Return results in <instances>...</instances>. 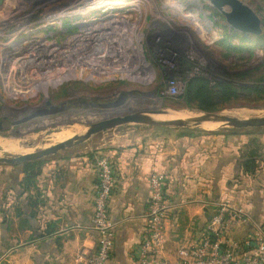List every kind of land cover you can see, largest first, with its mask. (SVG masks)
I'll list each match as a JSON object with an SVG mask.
<instances>
[{"label": "crops", "instance_id": "obj_1", "mask_svg": "<svg viewBox=\"0 0 264 264\" xmlns=\"http://www.w3.org/2000/svg\"><path fill=\"white\" fill-rule=\"evenodd\" d=\"M102 156L110 159L116 181L107 264H137L134 250L148 224L149 180L156 172L169 179L164 258L170 264L183 244L200 236L218 203L242 209L264 227V129L117 130L110 142H88L42 160L29 184L22 165H0V264H84L81 254L96 253L92 219ZM251 232L245 224L231 238L240 243Z\"/></svg>", "mask_w": 264, "mask_h": 264}, {"label": "rangeland", "instance_id": "obj_2", "mask_svg": "<svg viewBox=\"0 0 264 264\" xmlns=\"http://www.w3.org/2000/svg\"><path fill=\"white\" fill-rule=\"evenodd\" d=\"M242 1L260 16L264 32V0ZM111 10L96 19L100 22L97 43H84V47L88 43L85 48L88 50L82 56V63L73 67L57 85H48L43 91L23 89L17 93L9 80L0 79L1 139L17 137L22 148L34 153L60 143L53 136L66 127L71 128L67 125L71 120L82 119L76 114L94 123L113 112L122 113L125 107L131 110L164 108L168 114L201 113L188 108L185 99L186 84L196 76L211 82L220 79L234 82L236 88L264 84V35L254 38L235 32L207 2L113 0ZM183 67L190 68L184 71ZM47 102L56 107L63 105L67 110L16 125L37 111L49 109ZM238 112L264 116V99L242 92L237 100L230 102V107L219 113ZM75 125L85 129L78 135L87 131L84 124ZM202 127L193 126L188 130L228 131ZM140 129L146 128L130 126L110 130L89 142L100 145L110 142L117 130L129 133ZM14 156L17 155L8 154L0 147V157Z\"/></svg>", "mask_w": 264, "mask_h": 264}, {"label": "built area", "instance_id": "obj_3", "mask_svg": "<svg viewBox=\"0 0 264 264\" xmlns=\"http://www.w3.org/2000/svg\"><path fill=\"white\" fill-rule=\"evenodd\" d=\"M109 3L110 0H2L1 81L9 80L17 93L23 89L43 91L48 85L60 83L73 67L82 63L88 50V43L85 47L84 43H97L100 22L96 19L112 11L113 4ZM97 165L99 191L92 229L99 242L92 257L79 256L84 264H107L114 247L115 224L110 218V203L116 181L107 156L100 157ZM168 180L164 173L156 172L150 177L148 224L134 250L137 264H170L164 258ZM245 224L252 227L251 234L240 243L234 242L231 234ZM174 264H264V227L242 209L218 203L200 236L180 247Z\"/></svg>", "mask_w": 264, "mask_h": 264}, {"label": "water", "instance_id": "obj_4", "mask_svg": "<svg viewBox=\"0 0 264 264\" xmlns=\"http://www.w3.org/2000/svg\"><path fill=\"white\" fill-rule=\"evenodd\" d=\"M207 2L208 5L222 15L226 25L235 32L247 35L260 36L262 34V20L260 16L242 0H199ZM2 2V0H0ZM49 109L35 112L33 115L19 121L16 125L31 122L44 116H50L57 113L65 112L67 107L53 106L47 102ZM103 112V110H98ZM122 113L113 112L105 115L103 119L94 123H86L84 126L87 131L82 135H76L63 142L57 143L51 147L39 150L34 153L17 155L14 157H0V165L17 167L25 163L42 161L62 152L74 149L78 146L88 143L93 137L110 130L119 129L130 126H143L146 129H190L191 127H199L196 124H222L218 129L228 130L232 134L242 133V131H256L264 129V117H253L246 120H236L227 118L224 113H195L190 117L164 121L155 119L168 115V111L164 108L148 107L140 110H131L129 107L122 109ZM181 111H178L180 113ZM104 113V112H103ZM80 124L71 121L67 125L73 126ZM82 125V124H81ZM217 130V129H216ZM12 137L13 134L11 135ZM12 139V138H11ZM12 140H18L17 137ZM23 145L20 144V147ZM25 147V146H24ZM30 147V146H29Z\"/></svg>", "mask_w": 264, "mask_h": 264}, {"label": "trees", "instance_id": "obj_5", "mask_svg": "<svg viewBox=\"0 0 264 264\" xmlns=\"http://www.w3.org/2000/svg\"><path fill=\"white\" fill-rule=\"evenodd\" d=\"M263 35L264 32L262 27V34L260 36H249L261 38ZM189 68L190 67H183V70L188 71ZM226 76L227 74L224 75L225 78ZM228 78L229 77L227 76V79ZM238 78L243 80L241 76ZM233 83L234 82L222 79L211 82L203 76L192 78L187 82L185 89L187 107L190 109H198L203 113H219L230 107V102L237 100L242 92L253 94L258 99H264V84L256 87L241 85L236 88ZM212 84H214V86H211ZM41 164L42 161L22 164L26 176L25 183L29 184L33 178L37 177V174H39L41 169Z\"/></svg>", "mask_w": 264, "mask_h": 264}, {"label": "bare ground", "instance_id": "obj_6", "mask_svg": "<svg viewBox=\"0 0 264 264\" xmlns=\"http://www.w3.org/2000/svg\"><path fill=\"white\" fill-rule=\"evenodd\" d=\"M102 2H105V1H102ZM118 3H120V1ZM112 4H113V0H110V3L108 5H112ZM105 6H107V4ZM98 9H100V8H98ZM120 45H122V44H119V46ZM258 113L259 112H257V114ZM252 114H250V113L247 114L246 112H240V113L238 112V113H232L231 115H225V116L227 118L236 119V120H246V119H250V118H253V117L261 118L263 116V115L262 116H254V114L253 115ZM192 115L193 114H187V113L168 114V115L162 116L161 120L171 121V120H176V119L187 118V117H190ZM75 116L81 117L82 119H79V120L76 119V120H71V121L78 122L80 124L92 123V121L85 120L84 119L85 116H83V115L79 116V115L76 114ZM98 121H100V120H98ZM196 126L209 127L210 129H208V130H212L213 131V130H216L219 127H221L222 124H220V123H216V124H202V123H200V124H196ZM83 131H85V129L83 127L79 126V125H74V126H72L71 128H68V129L66 127L65 129H62V131L60 133L54 135L53 139L55 140V142L56 141L63 142V141H65V140H67V139H69V138H71V137H73L75 135L83 133ZM19 141L20 140H9V139H3V138L1 139L0 138V147L6 153L12 154V155H24V154L30 153L29 149L19 147L20 146Z\"/></svg>", "mask_w": 264, "mask_h": 264}]
</instances>
